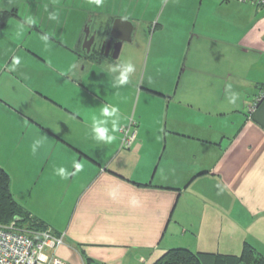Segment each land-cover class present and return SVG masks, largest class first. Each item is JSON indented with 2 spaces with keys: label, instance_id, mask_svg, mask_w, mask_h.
Segmentation results:
<instances>
[{
  "label": "crops",
  "instance_id": "crops-1",
  "mask_svg": "<svg viewBox=\"0 0 264 264\" xmlns=\"http://www.w3.org/2000/svg\"><path fill=\"white\" fill-rule=\"evenodd\" d=\"M1 11L14 15L0 30V165L15 198L65 234L48 253L70 264H152L174 247L240 254L248 242L264 256L261 6L0 0ZM118 18L132 22L131 41L117 58L92 59L85 30L98 35ZM129 62V83L114 87L112 68ZM104 106L120 110L111 144L92 133ZM131 119L137 138L124 148ZM76 161L82 171L56 174Z\"/></svg>",
  "mask_w": 264,
  "mask_h": 264
},
{
  "label": "trees",
  "instance_id": "trees-1",
  "mask_svg": "<svg viewBox=\"0 0 264 264\" xmlns=\"http://www.w3.org/2000/svg\"><path fill=\"white\" fill-rule=\"evenodd\" d=\"M14 15L13 11L0 12V30L8 18ZM111 25L101 27L99 33L109 34ZM90 57L95 60L103 59L105 50L99 48L91 50ZM15 222V225L29 232H39L49 226L40 218L31 214L14 196L11 188V176L0 165V224L6 225ZM264 264V256L250 243L245 242L240 254L194 251L188 247H174L166 250L152 264Z\"/></svg>",
  "mask_w": 264,
  "mask_h": 264
},
{
  "label": "built area",
  "instance_id": "built-area-1",
  "mask_svg": "<svg viewBox=\"0 0 264 264\" xmlns=\"http://www.w3.org/2000/svg\"><path fill=\"white\" fill-rule=\"evenodd\" d=\"M257 4L264 10V0H238ZM137 138V122L131 119L121 127L122 146L129 148ZM65 234L52 228L29 232L11 224H0V264H70L68 261L48 253L64 243Z\"/></svg>",
  "mask_w": 264,
  "mask_h": 264
},
{
  "label": "clouds",
  "instance_id": "clouds-1",
  "mask_svg": "<svg viewBox=\"0 0 264 264\" xmlns=\"http://www.w3.org/2000/svg\"><path fill=\"white\" fill-rule=\"evenodd\" d=\"M90 5H94L96 7H102L103 6V0H88ZM50 20H57L58 19V13L56 12H50L49 17ZM25 23L28 26H33L35 24L34 19L29 16L26 18ZM21 30H23V26L21 27ZM41 39L47 44L50 37L47 34H44L41 36ZM21 63V60L19 57H13L12 58V66L13 70L15 66L19 65ZM75 67V65H73ZM113 72H119V75L115 78V81L113 83L114 87H123L129 83V76L131 73L135 72V65L131 62L123 65H117L116 67L112 68ZM75 73H73L74 75ZM231 87V86H229ZM238 99L236 94H231L229 96V103L235 104L236 100ZM101 116L105 119H98L96 116L92 117L91 126H92V133L93 138L100 142L104 141L106 144H111L115 139L116 136L115 133L119 132L120 130V110L116 106H104L101 111ZM111 122V130H109L107 127L103 125H107L108 122ZM41 141L37 140L33 143L32 151L33 153L36 152L37 147ZM73 167L75 169L74 172L69 173L64 168H59L56 170V174L61 177V179L67 180L70 175H75L77 172L82 171V165L76 161L73 163Z\"/></svg>",
  "mask_w": 264,
  "mask_h": 264
},
{
  "label": "water",
  "instance_id": "water-1",
  "mask_svg": "<svg viewBox=\"0 0 264 264\" xmlns=\"http://www.w3.org/2000/svg\"><path fill=\"white\" fill-rule=\"evenodd\" d=\"M133 24L131 21L118 18L111 27L109 34H91L90 28L85 30V44L90 52L94 43L101 42V48L105 50V55L111 53L113 58H117L120 54L122 45L126 41H131ZM112 51V52H111Z\"/></svg>",
  "mask_w": 264,
  "mask_h": 264
},
{
  "label": "rangeland",
  "instance_id": "rangeland-1",
  "mask_svg": "<svg viewBox=\"0 0 264 264\" xmlns=\"http://www.w3.org/2000/svg\"><path fill=\"white\" fill-rule=\"evenodd\" d=\"M205 264H209V262H205Z\"/></svg>",
  "mask_w": 264,
  "mask_h": 264
}]
</instances>
